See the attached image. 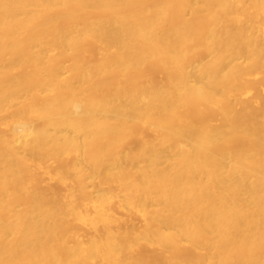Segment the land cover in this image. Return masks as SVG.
Listing matches in <instances>:
<instances>
[{
  "label": "bare ground",
  "instance_id": "6f19581e",
  "mask_svg": "<svg viewBox=\"0 0 264 264\" xmlns=\"http://www.w3.org/2000/svg\"><path fill=\"white\" fill-rule=\"evenodd\" d=\"M0 264H264V0H0Z\"/></svg>",
  "mask_w": 264,
  "mask_h": 264
}]
</instances>
